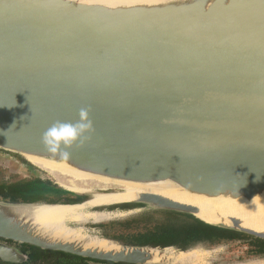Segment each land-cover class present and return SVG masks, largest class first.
<instances>
[{
    "label": "water",
    "instance_id": "obj_1",
    "mask_svg": "<svg viewBox=\"0 0 264 264\" xmlns=\"http://www.w3.org/2000/svg\"><path fill=\"white\" fill-rule=\"evenodd\" d=\"M81 1L0 0V151L110 180L170 181L210 198L264 199V0L120 7ZM81 108L90 110L94 131L65 149L67 158L48 152L43 133L57 121L76 122ZM56 187L62 197L81 203L0 199V240L112 264H166L155 262L156 251L166 256L168 249L213 252L210 264L264 262V249L255 253L240 240L181 250L103 238L119 247L109 252L56 240L26 207L74 206L93 196ZM108 208L128 209L123 221L175 214L264 242V233L238 219L211 223L197 217L199 208L162 196L139 195L135 202L86 212ZM115 218L81 225L86 230L88 224L124 223ZM0 259L24 264L28 256L0 243Z\"/></svg>",
    "mask_w": 264,
    "mask_h": 264
},
{
    "label": "bare ground",
    "instance_id": "obj_2",
    "mask_svg": "<svg viewBox=\"0 0 264 264\" xmlns=\"http://www.w3.org/2000/svg\"><path fill=\"white\" fill-rule=\"evenodd\" d=\"M164 1L166 0H83L81 3L120 7L141 3H161ZM24 158L33 166L53 175L60 183L58 184L59 186L70 191L93 195L88 202L80 205H38L36 207H26L27 215L44 234L66 243L79 244L85 250H101L105 252L119 250V247L114 243L89 235L81 225L89 221L98 223L113 219L118 214L109 211L86 212V210L135 202L139 199V195H157L168 198L176 203L195 206L200 209L197 217L211 223L232 225L230 219H238L242 222L243 227L264 233V199L248 201L246 199L234 200L225 197L210 198L191 194L170 181L150 184L122 182L81 173L65 164L37 157L24 156ZM60 176L72 178V180L68 181V185H66L67 183H63ZM113 189L120 190V193L108 194L102 192ZM71 224H79L81 226L72 227L70 226ZM164 253L166 256H161L160 251L157 250L155 262L166 264H210L209 259L214 254L202 249L187 252H175L172 249H168ZM259 264H264V262Z\"/></svg>",
    "mask_w": 264,
    "mask_h": 264
},
{
    "label": "trees",
    "instance_id": "obj_3",
    "mask_svg": "<svg viewBox=\"0 0 264 264\" xmlns=\"http://www.w3.org/2000/svg\"><path fill=\"white\" fill-rule=\"evenodd\" d=\"M27 161V160H26ZM57 187L50 181L41 178H27L18 181L0 182V199L10 203H45V204H73L81 202L80 199L65 198L55 191ZM125 228L111 236L123 244L152 246V247H176L184 250L190 246L204 242L210 245H219L226 241L252 239L250 237L221 231L205 226L201 222L175 214H144L139 219L124 223L102 225L113 232V228ZM130 231V232H129ZM109 233V231H108ZM108 237V238H109ZM259 247L264 242L256 240ZM21 252L28 256L24 264H112L93 261L62 252L44 251L29 245H17ZM0 264L4 263L0 259Z\"/></svg>",
    "mask_w": 264,
    "mask_h": 264
},
{
    "label": "rangeland",
    "instance_id": "obj_4",
    "mask_svg": "<svg viewBox=\"0 0 264 264\" xmlns=\"http://www.w3.org/2000/svg\"><path fill=\"white\" fill-rule=\"evenodd\" d=\"M33 176L37 177V178L44 179V180L51 181L53 183L58 182L57 179L53 175L47 173L46 171L39 169L36 166H33L28 161H26L24 158H21V157L15 156L13 154H8V153L0 151V182H2V181H5V182L18 181V180L30 178ZM60 178L63 181V183H67L66 185H68V181L70 182L72 180V178H68V177H64V176H60ZM57 184H60V183L58 182ZM101 210H104V209H101ZM106 210L109 212L116 211L117 213H121V215L122 214L125 215L124 213L129 211L126 208L116 209V210L108 208ZM137 211L138 212H135V213L140 215V213L143 212L144 210H137ZM121 215L118 216L117 218H115V220H122L123 221V219L125 217L123 218V215L122 216ZM141 216L142 215H140L138 217H133L129 220H124L123 222L126 223L128 221H133L137 218L139 219V217H141ZM71 226H76V225L72 224ZM86 230L92 236H96V237H100V238H106V239H108V237H109L107 235L114 236V234H116V232L118 230L120 232H124V230L126 231L125 228H123V229L118 228L117 229L115 227V228H113V232H111L110 230H106L105 228H96V227H94L93 224L86 225ZM108 231H109V233H108ZM247 240L253 241L255 239H251V240L247 239ZM240 246H246V244L243 242V240L240 242ZM206 249L210 250L208 248H206ZM263 249H264V246H261V247L258 246L255 249V253H259V252L263 251Z\"/></svg>",
    "mask_w": 264,
    "mask_h": 264
},
{
    "label": "clouds",
    "instance_id": "obj_5",
    "mask_svg": "<svg viewBox=\"0 0 264 264\" xmlns=\"http://www.w3.org/2000/svg\"><path fill=\"white\" fill-rule=\"evenodd\" d=\"M93 131L94 124L90 117V110L81 108L76 122H55L43 133L42 142L51 154H59L67 158L69 152L65 149L84 142ZM258 197H255L254 200Z\"/></svg>",
    "mask_w": 264,
    "mask_h": 264
},
{
    "label": "flooded vegetation",
    "instance_id": "obj_6",
    "mask_svg": "<svg viewBox=\"0 0 264 264\" xmlns=\"http://www.w3.org/2000/svg\"><path fill=\"white\" fill-rule=\"evenodd\" d=\"M30 178H33V179H35V178H37V177H30ZM27 179V178H26ZM22 180V179H21ZM43 181H46V180H44V179H42ZM51 182V181H50ZM53 185H55V186H57L58 184L57 183H53V182H51ZM79 203H81V202H78V203H73V204H79ZM245 238H243V239H241L240 240V242L243 240V242L246 244V246H248V247H251V248H257L258 246H259V243L256 241V240H253V241H249V240H247V239H245ZM251 240V239H250ZM0 243H6L7 245H9V246H13V247H15V248H17V249H19L18 247H17V245L18 244H15V243H13V242H6V241H3V240H0ZM20 250V249H19ZM23 253V252H22Z\"/></svg>",
    "mask_w": 264,
    "mask_h": 264
}]
</instances>
